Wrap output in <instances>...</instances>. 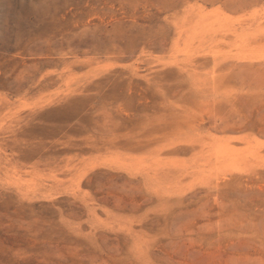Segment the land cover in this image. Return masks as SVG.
<instances>
[{
    "label": "rangeland",
    "instance_id": "rangeland-1",
    "mask_svg": "<svg viewBox=\"0 0 264 264\" xmlns=\"http://www.w3.org/2000/svg\"><path fill=\"white\" fill-rule=\"evenodd\" d=\"M0 264H264V0H0Z\"/></svg>",
    "mask_w": 264,
    "mask_h": 264
}]
</instances>
